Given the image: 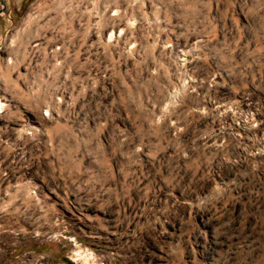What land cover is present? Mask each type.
<instances>
[{"label":"rangeland","instance_id":"374dc122","mask_svg":"<svg viewBox=\"0 0 264 264\" xmlns=\"http://www.w3.org/2000/svg\"><path fill=\"white\" fill-rule=\"evenodd\" d=\"M12 11L0 264H264V0Z\"/></svg>","mask_w":264,"mask_h":264},{"label":"crops","instance_id":"0c3cea01","mask_svg":"<svg viewBox=\"0 0 264 264\" xmlns=\"http://www.w3.org/2000/svg\"><path fill=\"white\" fill-rule=\"evenodd\" d=\"M6 3V12L0 14V30L3 26L4 21H8L11 18V15L13 14V7L20 6L22 4V0H5ZM0 8H1V0H0Z\"/></svg>","mask_w":264,"mask_h":264},{"label":"water","instance_id":"95a60500","mask_svg":"<svg viewBox=\"0 0 264 264\" xmlns=\"http://www.w3.org/2000/svg\"><path fill=\"white\" fill-rule=\"evenodd\" d=\"M6 4L5 0H1V8H0V14L6 12Z\"/></svg>","mask_w":264,"mask_h":264}]
</instances>
